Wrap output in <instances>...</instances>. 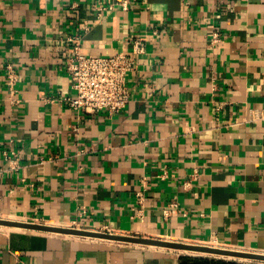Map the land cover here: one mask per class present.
I'll use <instances>...</instances> for the list:
<instances>
[{
  "label": "crops",
  "instance_id": "obj_1",
  "mask_svg": "<svg viewBox=\"0 0 264 264\" xmlns=\"http://www.w3.org/2000/svg\"><path fill=\"white\" fill-rule=\"evenodd\" d=\"M71 36L87 56L145 37L123 109L69 107ZM254 108L264 0H0V218L264 253ZM179 252L0 226V264H177Z\"/></svg>",
  "mask_w": 264,
  "mask_h": 264
},
{
  "label": "built area",
  "instance_id": "obj_2",
  "mask_svg": "<svg viewBox=\"0 0 264 264\" xmlns=\"http://www.w3.org/2000/svg\"><path fill=\"white\" fill-rule=\"evenodd\" d=\"M153 32L157 30L154 28ZM213 37L218 38L215 32ZM68 41L72 43V47L62 64L74 90L73 96L65 98L69 107L84 114H96L101 110L116 113L123 109L130 99L126 77L136 68L137 58L144 52L145 37L138 36L132 40L130 53L117 52L98 56L82 54L76 37H68ZM5 75L9 95L16 102L18 75L10 65L6 66ZM251 117H264V108L251 109ZM172 205L175 203H171Z\"/></svg>",
  "mask_w": 264,
  "mask_h": 264
},
{
  "label": "water",
  "instance_id": "obj_3",
  "mask_svg": "<svg viewBox=\"0 0 264 264\" xmlns=\"http://www.w3.org/2000/svg\"><path fill=\"white\" fill-rule=\"evenodd\" d=\"M0 226L18 227L45 232L62 233L76 236L92 237L109 241L162 247L172 250L193 251L217 256L238 258L240 260H256L264 262V253L241 251L235 249L221 248L204 244L187 243L182 241L166 240L155 237L124 235L106 231L80 229L75 227L56 226L44 223L16 221L0 218Z\"/></svg>",
  "mask_w": 264,
  "mask_h": 264
},
{
  "label": "trees",
  "instance_id": "obj_4",
  "mask_svg": "<svg viewBox=\"0 0 264 264\" xmlns=\"http://www.w3.org/2000/svg\"><path fill=\"white\" fill-rule=\"evenodd\" d=\"M177 264H248L235 259H224L212 256L180 255Z\"/></svg>",
  "mask_w": 264,
  "mask_h": 264
},
{
  "label": "rangeland",
  "instance_id": "obj_5",
  "mask_svg": "<svg viewBox=\"0 0 264 264\" xmlns=\"http://www.w3.org/2000/svg\"><path fill=\"white\" fill-rule=\"evenodd\" d=\"M208 245V244H204ZM212 246V245H210ZM180 251V250H178ZM181 255H191V256H212V257H218V258H224V259H235L238 261H242L244 263L248 264H264V262L256 261V260H240L238 258H230V257H225V256H217V255H211V254H205V253H199V252H193V251H180Z\"/></svg>",
  "mask_w": 264,
  "mask_h": 264
}]
</instances>
